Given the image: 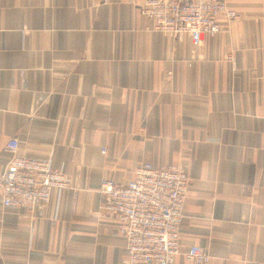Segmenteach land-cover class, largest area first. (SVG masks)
<instances>
[{"label":"crops","instance_id":"obj_1","mask_svg":"<svg viewBox=\"0 0 264 264\" xmlns=\"http://www.w3.org/2000/svg\"><path fill=\"white\" fill-rule=\"evenodd\" d=\"M228 5L219 32L174 34L129 0H0V169L17 137L70 181L0 203V264H160L131 263L101 205V181L143 162L189 178L173 264L191 245L264 264V0Z\"/></svg>","mask_w":264,"mask_h":264},{"label":"built area","instance_id":"obj_2","mask_svg":"<svg viewBox=\"0 0 264 264\" xmlns=\"http://www.w3.org/2000/svg\"><path fill=\"white\" fill-rule=\"evenodd\" d=\"M151 20L147 29L169 33L221 30L218 17L233 21L237 12L228 0H129ZM9 158L0 169V203L3 207L48 205L52 193L70 186L66 173L57 171L49 157L27 156L18 152V139H8ZM102 148V152H104ZM189 178L182 165L155 168L143 162L125 182L110 178L101 181L102 208L117 221L131 263L173 264L179 252V228L183 219ZM193 264H208L210 255L200 245L186 251Z\"/></svg>","mask_w":264,"mask_h":264}]
</instances>
